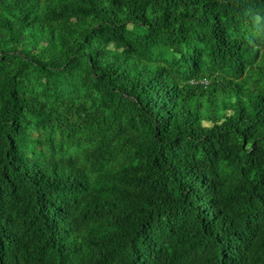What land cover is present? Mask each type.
Returning a JSON list of instances; mask_svg holds the SVG:
<instances>
[{
    "label": "trees",
    "instance_id": "16d2710c",
    "mask_svg": "<svg viewBox=\"0 0 264 264\" xmlns=\"http://www.w3.org/2000/svg\"><path fill=\"white\" fill-rule=\"evenodd\" d=\"M0 264H264V0H0Z\"/></svg>",
    "mask_w": 264,
    "mask_h": 264
}]
</instances>
